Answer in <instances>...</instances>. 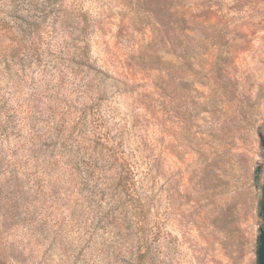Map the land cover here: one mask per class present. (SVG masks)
Wrapping results in <instances>:
<instances>
[{
  "label": "rangeland",
  "instance_id": "1",
  "mask_svg": "<svg viewBox=\"0 0 264 264\" xmlns=\"http://www.w3.org/2000/svg\"><path fill=\"white\" fill-rule=\"evenodd\" d=\"M13 3L30 57L1 39L0 264H256L264 0ZM115 148L133 176L94 159Z\"/></svg>",
  "mask_w": 264,
  "mask_h": 264
},
{
  "label": "trees",
  "instance_id": "2",
  "mask_svg": "<svg viewBox=\"0 0 264 264\" xmlns=\"http://www.w3.org/2000/svg\"><path fill=\"white\" fill-rule=\"evenodd\" d=\"M2 4V3H1ZM36 10H38L40 13L46 14V7L41 5L40 7H36ZM28 12H30V6L28 9ZM20 15V9L19 6L16 4H10L7 8L1 9L0 6V41L3 37L7 36L8 38L12 39L17 38L19 40L18 42L22 44L23 49L22 51L17 52V55L19 57H23L24 55L27 57H30V48H27V42L30 37V21L27 19V21H22ZM30 17V15H29ZM12 23V24H11ZM15 57L16 55L13 54ZM1 56V53H0ZM31 154H30V159L36 164V166L39 164V159H42L41 163L44 164V161H46L45 158H41V155L38 156L36 153L37 151L33 149V147L30 148ZM99 155V156H98ZM94 159L98 160H105V161H112L116 165H119L121 168V171L117 173V175L121 176V178H125L126 176L128 177L129 175L133 176V167L132 164L128 163L127 159L126 162H120V160L124 159L122 157L121 153L115 148L114 150H105V149H100L96 155L94 156ZM44 160V161H43ZM127 184V182H126ZM129 184V182H128ZM118 185H115V189L117 188ZM133 189V188H132ZM132 189H127V190H132ZM257 243H258V238H257ZM147 253H149V250L146 249V251H142L141 248L137 252L135 256V263L136 264H145L143 263L144 258L147 256ZM257 255V251H256ZM256 264H258L257 259H256Z\"/></svg>",
  "mask_w": 264,
  "mask_h": 264
},
{
  "label": "water",
  "instance_id": "3",
  "mask_svg": "<svg viewBox=\"0 0 264 264\" xmlns=\"http://www.w3.org/2000/svg\"><path fill=\"white\" fill-rule=\"evenodd\" d=\"M261 143L264 145V137L260 135ZM255 175H258L260 173V167H257V169L254 171ZM262 190V197L260 200V214H261V220L263 223V227H260L259 229V235H258V246H257V262L258 264H264V182L261 185Z\"/></svg>",
  "mask_w": 264,
  "mask_h": 264
}]
</instances>
